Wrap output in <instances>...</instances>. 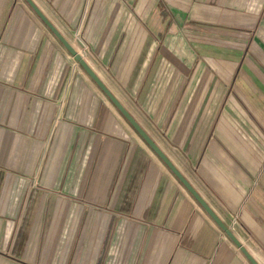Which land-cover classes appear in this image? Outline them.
Returning <instances> with one entry per match:
<instances>
[{
    "label": "crops",
    "instance_id": "0c3cea01",
    "mask_svg": "<svg viewBox=\"0 0 264 264\" xmlns=\"http://www.w3.org/2000/svg\"><path fill=\"white\" fill-rule=\"evenodd\" d=\"M264 264V0H32ZM0 264H251L26 0H0Z\"/></svg>",
    "mask_w": 264,
    "mask_h": 264
},
{
    "label": "water",
    "instance_id": "95a60500",
    "mask_svg": "<svg viewBox=\"0 0 264 264\" xmlns=\"http://www.w3.org/2000/svg\"><path fill=\"white\" fill-rule=\"evenodd\" d=\"M35 13L40 17L44 24L50 29L55 37L62 43L65 49L73 57V59L81 66L84 72L93 80L103 94L109 99V101L115 106V108L121 113V115L127 120L131 127L137 132L142 140L149 146V148L161 159L166 167L173 173V175L180 181V183L191 193L194 199L200 204V206L207 212V214L214 220L219 228L231 239V241L238 247V249L244 254L251 264H259L257 260L251 255L246 247L237 239L230 228L224 224L205 200L198 194V192L191 186L182 173L175 167L167 155L159 148V146L153 141V139L146 133V131L138 124L134 117L128 112L124 105L115 97V95L107 88L95 71L84 59L83 55L76 50L71 43L55 28V26L44 16L32 0H26Z\"/></svg>",
    "mask_w": 264,
    "mask_h": 264
}]
</instances>
